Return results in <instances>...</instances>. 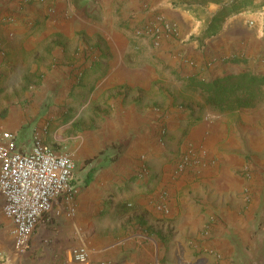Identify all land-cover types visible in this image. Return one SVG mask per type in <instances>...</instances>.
I'll use <instances>...</instances> for the list:
<instances>
[{
	"label": "crops",
	"instance_id": "obj_1",
	"mask_svg": "<svg viewBox=\"0 0 264 264\" xmlns=\"http://www.w3.org/2000/svg\"><path fill=\"white\" fill-rule=\"evenodd\" d=\"M179 1L0 0L5 91L22 83L28 69L43 77L25 92L30 102L9 107L0 128L13 131L16 143L27 128L28 143L19 148L39 137L77 165L76 194L54 200L25 251L15 246L0 193V264L185 263L187 238L199 236L209 207L220 219L210 226L216 253L206 264H264V184L239 172L243 149L250 140L262 146L264 129L245 121L242 132H228L240 114L264 122V103L250 116L244 107L216 108L199 86L244 68L264 73V30L251 33L238 15L222 19L225 3L209 2L199 18ZM156 13L178 28L159 45L137 34ZM92 71L97 82L88 95ZM78 97L86 99L80 107ZM94 109L102 118L92 136L83 130L77 144L60 146L74 119L57 127L58 116L80 118ZM191 149L201 161L177 170ZM246 186L252 201L243 199L244 209L236 203ZM75 246L88 249V262L74 260Z\"/></svg>",
	"mask_w": 264,
	"mask_h": 264
},
{
	"label": "rangeland",
	"instance_id": "obj_2",
	"mask_svg": "<svg viewBox=\"0 0 264 264\" xmlns=\"http://www.w3.org/2000/svg\"><path fill=\"white\" fill-rule=\"evenodd\" d=\"M211 1L213 0H182L179 1V3H181V6L183 7L195 9L192 12L200 18L205 15V7ZM214 1H217L221 4H226L230 3L232 0ZM246 4L247 5H245L237 12L230 11V14L238 15L237 17H240L243 26L249 29L251 33H256L258 31L264 30V0H249ZM0 55L4 56V61H7V53H5L2 48H0ZM7 70L8 68L3 69L0 67V120L2 117H5L10 106L15 107L17 105L30 102L32 99L26 98L25 92L32 89V87L36 85L39 86L43 78L42 73H38L37 71L33 72L28 69L27 74H25V76L22 78V83L20 82L19 84H17L16 81L14 84L15 87L13 88L12 92L9 93L8 91H5V82L7 79L5 71ZM43 74H45V71H43ZM16 78L17 77H15V80ZM89 78L92 80L93 84L89 86L90 89L88 87V95L92 93V90L95 88L97 82V78L94 75L93 71L90 72ZM199 86L202 88V91L207 94L206 103L215 106L216 108H224V106H226L227 109L244 107L246 108V115L250 116L252 114L251 108L262 105L264 103V73H256L254 70L249 68H244L240 72L230 73L223 77H218L212 82L200 83ZM83 88L85 89L84 92H86L87 88ZM84 92H82L83 99L86 97V93ZM190 99L191 102H195V97L191 96ZM84 101H82L80 98V103L77 104V107H80ZM103 107L98 108L102 113L107 109L106 107ZM101 118V113H99L96 109H94L93 112H89L87 116H82L80 118L71 114L58 116L57 120H60V122L57 124V127L62 126V124H65L69 120L74 119L73 127H64V133L70 138L67 141H62L59 145L65 146L69 145L70 143L77 144L79 138L81 137V135H83V130H89L87 131L89 133L84 132V134H90V136H92V134L95 132V129L98 127L97 123L101 121ZM197 119L199 120V117H195L194 122ZM233 119H236V123L232 126H229L228 132H231V129H233V132H242L243 127L241 126L240 122L245 123V121L249 126H252L253 128H258V126H260L264 129V122L256 124V120H251V117L249 118L240 114L235 116V118L233 117ZM191 125H193L192 122ZM188 128L189 125L186 126V129ZM166 130L167 128H162V137L167 134ZM28 132L29 129L27 128H23L19 131L17 146L22 145V143L24 142L28 143ZM226 138H228V133L226 134L225 132L223 134V139ZM225 149L227 150L228 147H225ZM243 150L244 151H242V153L244 157L239 166V172L241 176L246 180H254L260 185L264 184V144L261 146L259 143L255 142V140H250L249 144L245 146ZM187 154H190L192 157L197 155V153H194L191 149L187 152H184L181 155L180 159ZM200 157L202 156L200 155ZM200 157L198 155L195 157L198 159L195 164L201 161ZM215 158H213L212 160L217 162V159ZM195 164H192L187 168H190ZM177 170H179L178 165ZM248 192L249 186H246L244 190V197H239L240 200H238L236 206H239L241 208L243 207L244 209L247 208L248 204H245L243 199H246V201L249 203L252 201V197L247 194ZM184 196L185 199H189L187 193ZM254 198L257 197L255 196ZM207 213V220L203 229L200 231L199 236H192L191 238H187L191 253L190 256L185 260V263H183V261L173 259L166 261V264H206L207 256L214 255V253H216L213 247L209 244L208 240L210 226L220 219V214L213 207H209V211Z\"/></svg>",
	"mask_w": 264,
	"mask_h": 264
},
{
	"label": "built area",
	"instance_id": "obj_3",
	"mask_svg": "<svg viewBox=\"0 0 264 264\" xmlns=\"http://www.w3.org/2000/svg\"><path fill=\"white\" fill-rule=\"evenodd\" d=\"M177 29L175 22L169 21L163 13H156L137 34L159 45L165 33L175 34ZM195 157L184 155L178 162V169L183 171L195 164L198 161ZM75 168L70 154L59 153L41 138L36 137L31 148L21 149L17 146L16 134L0 128V193L5 199L3 211L14 222L15 246L19 250L28 248L33 232L53 209L55 199L76 194ZM164 210L169 211L168 208ZM72 255L78 263L89 261L86 247L75 246Z\"/></svg>",
	"mask_w": 264,
	"mask_h": 264
},
{
	"label": "trees",
	"instance_id": "obj_4",
	"mask_svg": "<svg viewBox=\"0 0 264 264\" xmlns=\"http://www.w3.org/2000/svg\"><path fill=\"white\" fill-rule=\"evenodd\" d=\"M247 1L249 0H232L230 3H226L225 7L220 11V14L222 15V19L225 18L227 15L230 14V11L237 12L241 8H243L245 5H247ZM219 26H214L213 23L210 24L209 29L212 32H216L217 28Z\"/></svg>",
	"mask_w": 264,
	"mask_h": 264
}]
</instances>
